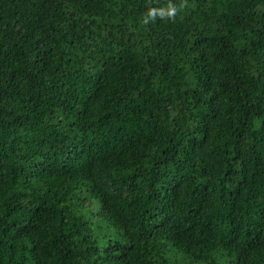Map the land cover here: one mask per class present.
Segmentation results:
<instances>
[{"label": "trees", "instance_id": "16d2710c", "mask_svg": "<svg viewBox=\"0 0 264 264\" xmlns=\"http://www.w3.org/2000/svg\"><path fill=\"white\" fill-rule=\"evenodd\" d=\"M165 3L0 0V264H264V0Z\"/></svg>", "mask_w": 264, "mask_h": 264}, {"label": "clouds", "instance_id": "9594fccd", "mask_svg": "<svg viewBox=\"0 0 264 264\" xmlns=\"http://www.w3.org/2000/svg\"><path fill=\"white\" fill-rule=\"evenodd\" d=\"M186 6L187 0H180V3L178 5L172 3V0H166L164 6L165 11L163 13H158L156 9L149 8L145 15L144 23L147 24L157 17L161 19L172 20L174 22L178 13L183 11Z\"/></svg>", "mask_w": 264, "mask_h": 264}]
</instances>
